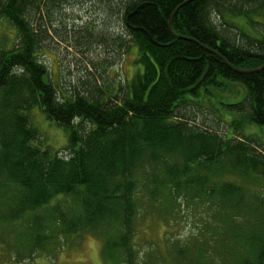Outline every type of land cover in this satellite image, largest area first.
<instances>
[{
	"label": "trees",
	"instance_id": "16d2710c",
	"mask_svg": "<svg viewBox=\"0 0 264 264\" xmlns=\"http://www.w3.org/2000/svg\"><path fill=\"white\" fill-rule=\"evenodd\" d=\"M92 1L118 16L138 51L142 70L116 97L83 80L66 97L40 60L46 26L55 32L77 0H0L17 33L11 48L0 46V243L31 259L93 233L107 264H264V146L255 150L240 129L264 128V69L238 71L264 66V0H192L171 29L186 0ZM84 28L87 44L101 41L93 23ZM223 82L245 95L221 103L234 120L206 125L197 96ZM35 105L66 132L62 154L31 124ZM190 105L200 109L184 111ZM178 200L208 210L202 230L141 262L139 217L158 216V205L165 220Z\"/></svg>",
	"mask_w": 264,
	"mask_h": 264
},
{
	"label": "rangeland",
	"instance_id": "374dc122",
	"mask_svg": "<svg viewBox=\"0 0 264 264\" xmlns=\"http://www.w3.org/2000/svg\"><path fill=\"white\" fill-rule=\"evenodd\" d=\"M94 3L92 0H77L66 11H61L55 32L50 25L46 26L47 38L43 42V49L39 50L40 60L47 66L50 79L58 83L66 97L71 96L73 88L82 89L80 86L82 80L86 83H96L98 87L105 85L109 90V97H116L119 88L124 91L126 82L137 71L142 70L140 64L136 62L137 48L128 36L124 23L118 16L109 20L105 17L107 14L105 15L104 11L99 13L98 5ZM257 19L263 23V26L258 28L264 33V13ZM92 23L95 26L94 37H100L101 41L94 39L87 44L85 38L81 36L87 35L84 27ZM97 33L99 35H96ZM251 33L257 34L255 31ZM16 36L15 27L6 19L0 18V46L11 48L16 42ZM118 37L124 42L121 47ZM208 91L211 94L201 93L197 96V99L200 98L201 102H204L201 106L204 109L201 110H204L203 116L207 117L205 124L214 126L219 122L220 125L217 124V127H223V123L226 124L234 118L223 114L222 109L225 108L221 103L238 102L244 97L245 89L239 84L223 82L220 87L209 86ZM191 105L184 111L193 113L200 109ZM29 117L31 124L41 133L45 144L62 154V150L68 145L64 129L47 119L38 105L29 110ZM202 122L203 118L196 125L202 126ZM240 129L245 135L256 139L257 144L261 146H255V150L262 152L260 150L264 146V128L242 122ZM247 142L249 143V140ZM177 204V207L173 206L172 213L169 209V215L165 220L161 218V207L158 205L156 207L158 216L147 213L139 217L134 241L141 262L147 259L148 252L161 257L166 254L170 244L174 243L172 241L182 242L193 235H198L202 230L203 217L207 215L208 210L185 200H178ZM207 238L210 239L211 235L209 234ZM73 239L67 240L58 248L59 251L55 252V255H45L40 251L31 259H18L13 250L9 252L0 243V264H107L101 254L103 243L100 237L93 233H85ZM211 253L213 255L209 260L214 261L216 256L214 252ZM159 262L164 264L161 260Z\"/></svg>",
	"mask_w": 264,
	"mask_h": 264
},
{
	"label": "water",
	"instance_id": "95a60500",
	"mask_svg": "<svg viewBox=\"0 0 264 264\" xmlns=\"http://www.w3.org/2000/svg\"><path fill=\"white\" fill-rule=\"evenodd\" d=\"M189 1H192V0H186V1H184L183 3H182V5L183 4H185V3H187V2H189ZM136 12V10L135 11H133L132 13H130L129 15H128V17H127V19L131 16V15H133L134 13ZM173 16H174V13L171 15V17H170V20H169V28L171 29V21H172V18H173ZM142 30V29H141ZM146 35L149 37V39L151 40V41H153L152 39H151V37L146 33ZM182 38V37H181ZM184 39H187V40H190V38H186V37H183ZM204 47V46H203ZM211 52H214L213 50H210ZM214 53H216V52H214ZM223 59V58H222ZM229 67H232L230 64H228L227 62H225ZM262 69H264V66H262V67H259V68H257V69H254V70H248V71H240V70H238L239 72H241V73H244V74H248V73H256V72H259L260 70H262Z\"/></svg>",
	"mask_w": 264,
	"mask_h": 264
},
{
	"label": "bare ground",
	"instance_id": "6f19581e",
	"mask_svg": "<svg viewBox=\"0 0 264 264\" xmlns=\"http://www.w3.org/2000/svg\"><path fill=\"white\" fill-rule=\"evenodd\" d=\"M183 5L182 4H180L179 6H177L174 10H173V13L175 14L177 11H179V9L182 7ZM172 13V14H173ZM181 37V36H180ZM152 39V38H151ZM150 40V39H149ZM153 40V39H152ZM151 41V40H150ZM152 42H154V41H152Z\"/></svg>",
	"mask_w": 264,
	"mask_h": 264
}]
</instances>
